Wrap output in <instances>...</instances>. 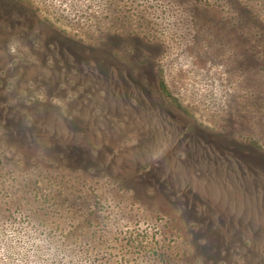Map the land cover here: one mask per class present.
I'll return each instance as SVG.
<instances>
[{
	"label": "rangeland",
	"instance_id": "rangeland-1",
	"mask_svg": "<svg viewBox=\"0 0 264 264\" xmlns=\"http://www.w3.org/2000/svg\"><path fill=\"white\" fill-rule=\"evenodd\" d=\"M0 264H264V0H0Z\"/></svg>",
	"mask_w": 264,
	"mask_h": 264
}]
</instances>
